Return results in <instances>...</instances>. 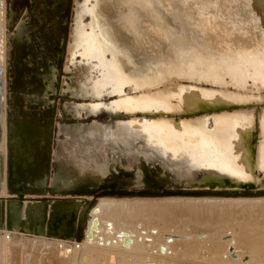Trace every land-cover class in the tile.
<instances>
[{
    "label": "bare ground",
    "instance_id": "bare-ground-1",
    "mask_svg": "<svg viewBox=\"0 0 264 264\" xmlns=\"http://www.w3.org/2000/svg\"><path fill=\"white\" fill-rule=\"evenodd\" d=\"M13 2L6 7L9 22L18 15L19 0ZM74 7L66 59L76 54L99 71L90 94L68 91L72 99L87 101L71 103L73 116L80 119L83 112L92 123L58 124L63 137H56L52 151V201L49 195L21 197L7 185L8 155L19 178L38 170L48 123L40 111L21 103L17 68L11 97L18 107H11L8 148L1 39L0 237L5 244L15 237L10 233L23 230L28 234L23 238L32 241L77 245L75 264H264V198L113 197L150 185L158 194L171 186L264 189V0H76ZM23 21L14 25L10 47L17 63L27 54L35 63ZM141 49L144 66L134 61ZM43 66L50 85L51 68L46 60ZM94 192L102 198L87 211L82 202Z\"/></svg>",
    "mask_w": 264,
    "mask_h": 264
},
{
    "label": "rangeland",
    "instance_id": "rangeland-1",
    "mask_svg": "<svg viewBox=\"0 0 264 264\" xmlns=\"http://www.w3.org/2000/svg\"><path fill=\"white\" fill-rule=\"evenodd\" d=\"M6 1V2H5ZM24 0H21L23 2ZM33 3V10L38 12V17H33V24L35 25L34 29H29V32H32V49L35 56V63H33L29 58L25 59L22 62H16L14 51L10 46H12V36L10 35L13 32L14 21H10L11 27H9L8 16L9 13H6V7L8 8V0H3L2 3V15L0 17V43L1 39L4 38V59L5 61V74H6V100L7 102V133L10 126L13 124L14 112H12L11 107H18L17 102L12 99L11 94L14 91L13 79L16 76V69H20L21 74V103L29 111H40L42 117L48 123V136L43 145V149L46 148L47 151V162L44 160V152L41 151L42 165L40 169L45 167V171H41L40 177L44 180L43 185L33 184L35 180H32L31 177L24 178V182L21 183V187L29 190H22L20 187L16 190V194H19L21 197L28 194H39V195H49L52 198L56 195L49 185H51V174L53 169V160H52V151L56 147V137L62 138V134L58 133V124L74 125L76 122H81L84 124H91L92 122L89 119H85V115L81 112L82 118L80 119L73 116L72 104L71 103H87V101H80L79 99L71 98L68 91L72 92L74 95H80L83 90L86 94H90L92 89V83L95 82L97 78L98 69H94L92 66L87 67L85 65V59H80L76 54L74 57H68L67 61V45L69 43L70 35L72 32V21H73V10L74 2L76 0H28ZM66 4V9H61L59 4L62 2ZM82 1V0H81ZM92 1L89 3L91 4ZM16 4V3H15ZM87 7L89 4L86 5ZM22 6L18 9L21 17L23 14ZM158 11V10H157ZM5 14H6V23H5ZM3 33V35H2ZM10 38V43L8 45V40ZM24 38V37H23ZM25 39V38H24ZM45 44H50V49L43 47ZM6 55V56H5ZM7 55H9L7 59ZM134 61L136 64L143 65L144 60L146 59V52L142 49L139 53L134 55ZM140 57V58H139ZM136 58V59H135ZM49 67L53 66L55 68L54 80H53V90L46 89L47 82L44 80L45 68L43 66L44 62ZM142 62H140V61ZM15 61V62H14ZM137 61V62H136ZM93 62V61H91ZM17 63V67L16 64ZM145 64V63H144ZM96 65V62L94 63ZM15 69V73L13 75ZM69 69L72 74H69L65 71ZM32 81V83H30ZM41 83V84H40ZM97 85V84H96ZM48 87V86H47ZM208 87V86H207ZM209 87H211L209 85ZM215 89V88H214ZM74 91V92H73ZM76 91V92H75ZM46 99L38 102V98ZM6 105V104H5ZM16 109V108H15ZM15 111L19 113L20 111ZM21 122L24 118L20 117ZM28 121H31V117H27ZM5 126V125H3ZM37 145H41L40 141H37ZM7 146L8 148L12 144L10 143V138L7 136ZM5 148V143L4 147ZM11 149V148H10ZM5 150V149H4ZM6 152V151H5ZM40 152V150H39ZM45 157V158H46ZM10 157L8 155V161ZM15 162V161H13ZM8 164V163H7ZM12 170L13 178L17 179L18 176L15 173L14 166H7V175L9 176V171ZM38 170L35 172L37 174ZM38 175V174H37ZM34 181V182H33ZM151 187H137L132 188L129 191L130 193H124L123 196H113L115 198L122 199H167L168 200H205V199H214V200H231L226 199V197L234 198L232 200L242 201L239 199L242 198H252L254 201L264 198V189L256 191H247V190H229V189H217L212 192L211 190L205 189H195L190 186L177 188V186H171L168 189H163L162 193L158 194L157 187L150 185ZM110 190V188H107ZM108 190V191H109ZM102 190L99 189L98 192ZM253 192H257L255 194ZM13 193V191H11ZM235 194V195H233ZM110 197V198H113ZM5 199H8L9 196L5 194ZM102 196L99 193L94 192L92 194L91 200H85L82 202V206L87 208L89 211L92 207L97 204V201ZM224 198V199H222ZM86 214V213H85ZM84 214V215H85ZM87 215L84 216V218ZM87 220V218H86ZM86 220L83 219V225L80 229L81 235L84 234V227H86ZM4 230L3 227L0 228V231ZM17 233V234H16ZM77 234V233H76ZM14 239L7 245L4 242V239L0 237V264H75L78 249L75 245L62 246L59 248L56 243H50L46 241H32L27 237L28 234L23 230L15 231L10 233ZM24 235V236H23ZM78 235V234H77ZM48 239L49 236H46ZM77 240V237H76ZM128 262L131 263V260L128 259ZM135 264H139L136 262Z\"/></svg>",
    "mask_w": 264,
    "mask_h": 264
},
{
    "label": "flooded vegetation",
    "instance_id": "flooded-vegetation-1",
    "mask_svg": "<svg viewBox=\"0 0 264 264\" xmlns=\"http://www.w3.org/2000/svg\"><path fill=\"white\" fill-rule=\"evenodd\" d=\"M16 1L17 0H14V2H13V4L16 6ZM68 1V0H67ZM19 5H17V8L18 9H20L22 6L24 7L23 9V14L24 15H22L21 17H19L20 16V12H18V15H17V17H16V20H14V24H16V22H17V20L19 19V18H22L24 21H23V23H25L26 25H27V27H28V42L25 40V42H27L28 43V46H30V48H31V51L33 52V49H32V37H33V35H32V32H29V29H34L35 28V25L33 24V17H38L39 15H38V12L37 11H35V10H33V3H31L30 1H28V0H24L23 2H21L20 0H19ZM66 4H70V1L67 3L66 1H65V3L64 2H62L61 4H59V6L61 7V9L60 10H62V9H66L65 7H66ZM17 9V10H18ZM9 21V20H8ZM12 22V21H11ZM9 25H10V22H9ZM72 26V25H71ZM10 27V26H9ZM14 28V27H13ZM43 47H45V48H47L48 50H51L50 49V44H45ZM13 51H14V54H15V48H14V46H13ZM34 53V52H33ZM27 58H29V59H33L32 58V56L31 55H29V54H27ZM70 57H72V55L70 56ZM15 58H16V55H15ZM15 62V61H14ZM55 67V66H54ZM53 66H51V67H49V68H51V71H50V73H51V75H52V83L50 84V85H48L47 84V86H45V89H51V90H53V86H52V84H53V79H54V71H55V68H54ZM14 73H15V69H14V72H13V75H14ZM82 92H84V91H82Z\"/></svg>",
    "mask_w": 264,
    "mask_h": 264
},
{
    "label": "water",
    "instance_id": "water-1",
    "mask_svg": "<svg viewBox=\"0 0 264 264\" xmlns=\"http://www.w3.org/2000/svg\"><path fill=\"white\" fill-rule=\"evenodd\" d=\"M10 129V128H9ZM7 136H8V138H10V130H8V134H7ZM11 143V142H10ZM39 146V148H40V146L41 145H38ZM42 147V146H41ZM10 149V148H9ZM42 152H44V155L43 156H41V157H44V160L47 162V157H46V155H47V151H46V148L45 149H43V147H42ZM10 156V155H9ZM39 158V161H38V165H37V167H39V168H41V165H42V163H41V161H42V158ZM46 157V158H45ZM43 160V161H44ZM14 161H15V159H14ZM42 161V162H43ZM11 161L9 160L8 161V166L10 167L11 166ZM38 169V168H37ZM41 171H45V167L44 168H42V169H40V171H39V169H38V172H37V174L34 172V173H29V175L27 176V177H31L32 178V180H38V179H41V177H40V173H41ZM13 173L11 172V170L9 171V176H8V178H7V185H8V188L10 189V191H16L15 189H19L21 186V183L22 182H24V179H21V178H19V176L16 174V172L14 173V174H16L17 176H18V178L17 179H14L13 178V175H12ZM34 182V181H33ZM23 187V186H22ZM21 187V188H22ZM22 190H24V191H26V190H29V189H25V188H22ZM233 195H235V194H233Z\"/></svg>",
    "mask_w": 264,
    "mask_h": 264
},
{
    "label": "crops",
    "instance_id": "crops-1",
    "mask_svg": "<svg viewBox=\"0 0 264 264\" xmlns=\"http://www.w3.org/2000/svg\"><path fill=\"white\" fill-rule=\"evenodd\" d=\"M88 22H89V20H88V19H85V20H84V24H85V25H87V24H88ZM86 33H89V32H86Z\"/></svg>",
    "mask_w": 264,
    "mask_h": 264
}]
</instances>
